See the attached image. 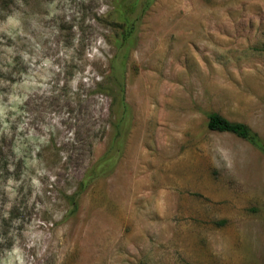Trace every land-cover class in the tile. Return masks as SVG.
<instances>
[{"label": "rangeland", "instance_id": "374dc122", "mask_svg": "<svg viewBox=\"0 0 264 264\" xmlns=\"http://www.w3.org/2000/svg\"><path fill=\"white\" fill-rule=\"evenodd\" d=\"M211 112L264 142V0H0V264H264V151Z\"/></svg>", "mask_w": 264, "mask_h": 264}, {"label": "trees", "instance_id": "16d2710c", "mask_svg": "<svg viewBox=\"0 0 264 264\" xmlns=\"http://www.w3.org/2000/svg\"><path fill=\"white\" fill-rule=\"evenodd\" d=\"M120 18L122 20L121 24L123 26V33L121 34V39L117 40V42L119 45L128 46L132 43V34L135 30L136 19L133 20L130 16L124 13ZM112 73L110 71L109 78H111ZM208 127L210 130L231 132L239 137L249 140L252 144L258 146L264 151V142L258 133L244 122L231 120L219 112H211L209 114Z\"/></svg>", "mask_w": 264, "mask_h": 264}]
</instances>
